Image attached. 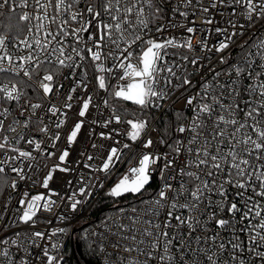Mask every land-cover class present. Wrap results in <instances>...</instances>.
<instances>
[{
  "label": "snow or ice",
  "instance_id": "1",
  "mask_svg": "<svg viewBox=\"0 0 264 264\" xmlns=\"http://www.w3.org/2000/svg\"><path fill=\"white\" fill-rule=\"evenodd\" d=\"M186 2L191 4L192 0ZM197 3H201V0H197ZM219 5H239L244 10L241 13L244 19L250 23L254 19H264V0H209L208 6L201 3V11L210 15V8L216 9ZM145 6L152 9V0H0V16L11 15L19 9L21 12L17 20L20 25H27V34L22 39L15 37V42L11 43L13 48L19 46L21 50L22 54L17 57L8 51L9 37L0 34V73H13L20 78L15 82L9 80L7 83H0V102L18 103L21 116L30 110L24 124L20 125L19 120L16 124L27 127L28 121L37 116L36 110L44 106L41 102L33 103L24 99V88H33L41 101L47 99L63 87L62 80L66 78L64 69H69L73 77H78L74 87L64 97L63 108L69 110L73 107L70 102L76 99L73 93L81 89L85 92L88 90V84L91 82L88 78L89 67L94 69V80L98 88L107 90L111 87V95L117 101L131 102L140 109H145L153 100L159 101L167 96L164 87H171L173 81L162 73L166 72L171 77L180 79L164 59L168 55L167 49L184 47L194 51L193 36H188L182 43L175 38L148 37L145 30L152 21L145 13ZM172 11L176 12L178 8H173ZM161 12L162 9L156 8L154 18L161 19ZM235 12L236 9L233 8V14ZM179 15L185 19L188 17V13L184 11H180ZM192 23L194 25L195 21ZM201 23L211 26L217 22L203 16ZM226 23L232 28L237 27L231 19ZM179 27L185 26L180 24ZM239 27L242 29L245 25ZM166 30L165 25H157L155 28L156 33ZM197 31L194 26L186 27L189 34H195ZM214 31L224 39L214 48H210L207 40L201 37L197 43L202 50L223 52L229 48L237 35H243L242 32H230L228 27L217 26ZM122 44L126 46L121 47ZM139 45L143 47L137 52L134 46ZM258 47L261 49V58L264 59V42ZM182 59L198 66L200 57L189 60L188 56H184ZM220 62L225 61L221 58ZM244 63L251 70L245 73V68L235 66L234 74L237 79L233 80L231 86L219 85V94L210 92L209 85L205 84L203 94L197 93L187 97L186 105L192 106L193 116L184 123L183 115L178 113V122L174 128L178 135L171 143L163 138L159 140L169 152H144L138 158L137 164L132 165L128 173L110 189L108 194L112 197H120L126 193H142L155 168H158L164 181L151 201H142L147 205L145 208L131 210L132 215L127 217L130 224L117 222L118 231L112 235L118 236L119 241L113 247L124 253L137 252L144 257V260L140 261L137 257L128 256L122 264H151L154 259L158 264H185L186 251L195 254L191 264H197L201 255L206 264H220L219 257L224 254L228 257L225 264H264V71L255 72L247 58ZM259 67L264 69V64ZM110 78L117 80L116 85L108 84ZM243 79L254 81L243 89L248 99L241 96L238 81ZM162 82L163 85L158 88ZM181 86H191V80L185 76L181 84L175 85L176 88ZM225 93L230 97L227 102ZM198 97L201 103L195 105ZM92 99L91 95L83 99L79 117L86 115ZM103 103L108 106L109 100L104 99ZM9 111L10 109L5 108L0 115L6 116ZM47 111L53 116L57 113L61 117L67 115L56 105H51ZM113 111L115 112V109ZM40 119L42 121L43 117ZM113 119L117 124L126 122L130 125L131 131L127 135L132 141L140 138L147 128L144 120L124 121L120 115H114ZM109 122H105V127ZM65 123L66 119H59L55 127L59 129ZM81 127L82 121L75 123L67 136L68 145L74 142ZM3 129L4 121L0 120V131ZM7 130L17 133V128L11 125ZM39 131L46 135L49 133L47 126L39 128ZM119 134L117 132V135ZM100 135L102 138H111L106 137L104 133ZM49 138L55 147L60 133L57 132ZM24 139L23 133L20 132L16 143L19 144L20 140ZM26 143L35 144L36 149L41 147L40 143L31 138L27 139ZM154 143L149 138L143 142V148L152 149ZM128 147V144L123 145V148ZM9 150L18 155L9 156ZM0 153L3 154L0 158V174L5 172L4 165H8L13 173L24 180L23 169L15 166V162L20 158L30 159L31 152L11 146L9 137L4 136L0 142ZM48 155L52 156L53 153L49 152ZM68 155L67 150L63 151L59 155V161L64 162ZM121 155L120 148L112 147L100 171L108 173L111 165L119 160ZM88 159L91 160L92 157L89 156ZM56 168H59V165L49 170L42 187L48 188ZM59 170L68 171L67 168ZM169 180L177 181L179 187ZM11 187H16L15 180L12 181ZM230 189L234 190L231 200L228 197ZM79 191L83 194L85 189L82 187ZM43 199L44 196L39 194L27 201L21 199L19 204L23 211L19 217L20 222L34 223L36 209L41 207L38 202ZM237 201L241 203L238 204ZM54 203L55 201L45 202L43 209L51 211ZM78 203L79 201L74 202L72 209H75ZM161 210L165 212L163 220L158 219ZM205 217L207 219H204ZM209 221L214 223L215 230H209ZM173 229L177 235L170 237L169 230ZM184 229L187 230L186 233ZM64 231L56 229L52 234ZM197 232L203 235H196ZM224 232H231L232 238L225 241L222 238ZM137 233L141 237L151 239L146 242L139 239ZM32 236L42 240L45 233L37 231L32 233ZM193 242L206 247L192 248ZM8 243L6 239L0 240L2 245ZM146 243L148 247L141 250L140 245ZM11 244L16 245L17 241L12 240ZM52 248H58V245L53 244ZM158 248L163 251H156ZM173 248L175 253L171 251ZM212 248L216 251L210 255ZM101 250L103 251V248ZM0 257L3 258L0 264H29L24 257H21L19 262L14 261L7 247L0 250ZM42 257L38 258L40 264H61L62 257L49 254L47 248L42 249Z\"/></svg>",
  "mask_w": 264,
  "mask_h": 264
},
{
  "label": "built area",
  "instance_id": "2",
  "mask_svg": "<svg viewBox=\"0 0 264 264\" xmlns=\"http://www.w3.org/2000/svg\"><path fill=\"white\" fill-rule=\"evenodd\" d=\"M18 2V0H17ZM204 6H208L209 0H201ZM201 3H197V0H192L191 4H188L186 0H152V9H148L145 6V13L152 21L149 24V28L146 31L148 37H154L157 39L175 38L178 42H183L185 38L192 35L194 51H189L187 48L178 47L167 49L168 55L164 58L167 64L173 67V70L177 73L180 79L171 77L168 73H162L164 76H168L172 79L173 85L171 87H164V91L168 93L163 99L156 101L153 100L149 107L143 109V111L128 115L126 112L120 110L124 105L128 107H139L126 101H117L111 95V87L107 90H101L98 85L95 84L94 69L89 67V81L87 92L78 90L73 93L74 99L70 103L73 104L72 109L63 108L64 97L74 87L75 80L78 77H73L69 69H64L66 78L62 80L63 87L57 94L51 95L49 98L40 100L39 96L33 88L25 87L24 91L26 96L24 99L31 100V102H41L44 106L41 109L36 110L37 116L32 117L28 121L27 127H21L26 119L30 115L26 112L24 116L19 115V104L16 102H0V112H3L5 108L10 109L9 114L6 116L0 115V120L4 121V129L0 131V142L3 141V137H9V144L13 147H18L22 150L30 151L31 158H20L15 162V166L23 169L24 180H21L15 173L11 171L8 165H4V175L7 178L6 184L0 194V240H8L7 245L0 244V250L7 247L12 253L13 260L19 262L21 257H24L29 264H40L42 257V249L47 248L49 254L57 255L64 250V245L70 241L72 237L71 229L78 226H84L87 228L88 234L97 248L96 260L97 264H122L125 261V257H137L140 261L144 260L142 255L137 252L124 253L123 251L113 247L118 241L119 237L112 235L118 231L116 224L121 223L124 225L130 224L127 219L132 215V209L136 208L141 210L147 205L142 201H151L156 193L162 187L164 181L160 177L158 168L152 173V177L148 185L145 186V190L139 194H125L120 197H112L108 193L110 189L126 174L128 169L137 164L138 158L144 154V152H158L168 153L169 149L159 143V140L163 138L168 143L178 135L175 133L174 128L178 122L177 114L183 115L184 123L193 116L192 106L186 105V98L195 96L197 93H204V85H209L210 92L219 94V85L231 86L233 80H236L234 74V67L240 66L245 68V73L251 70L248 69L244 63L247 58L253 65L254 71L259 73L264 71L259 67L260 64H264V59L261 58V49L258 47L261 42H264V19H254L251 23L244 19L241 14L244 10L239 5H232L231 7L225 5H219L216 9L210 8V15L204 14L201 11ZM160 8L161 19H155V9ZM173 8H178V11L173 12ZM233 8L236 9L233 14ZM180 11L188 13L187 19L179 15ZM21 10L12 13L11 15L5 14L0 16V34H6L9 37L8 51L14 57L21 55L19 46L13 48L11 43H14L15 37L23 38L27 34V25H20L17 16ZM206 16L214 19L217 23L211 26L201 23V17ZM231 19L237 27L232 28L226 22ZM193 21L195 24L193 25ZM175 24L176 27L171 25ZM183 24L185 27H179ZM157 25H165L167 30L163 33H156L155 28ZM239 25H245L244 28H240ZM194 26L198 29L195 34H189L186 32V27ZM228 27L230 32H242L243 35H237L230 43L228 49L223 52H215L202 50L197 41L203 37L207 40L208 46L214 48L218 43L224 39L222 35L217 34L215 27ZM22 29V30H21ZM244 45L242 48L241 46ZM126 45L122 44L121 47ZM143 45L134 46V49L139 52ZM184 56H188L189 60L193 57H200L198 66H194L188 61L183 60ZM221 58L224 59V63H221ZM86 64L90 62H85ZM5 66L6 63H5ZM79 71V70H78ZM217 73L219 75H217ZM119 75V73H117ZM187 76L191 80V86H181L176 88V84H181L182 79ZM20 78L13 73H0V83H7L9 80L18 81ZM26 79V78H25ZM109 85H116V79H109ZM241 88V96L243 99H248V95L243 89L248 83H254L247 79L238 81ZM158 85L157 87H161ZM88 95L93 97L89 110L84 117H79V108L82 105L83 99ZM226 102L230 97L225 93ZM104 99L109 100L108 106L103 103ZM23 103V100L21 101ZM201 103V99L198 97L194 102L195 105ZM160 106L157 107L156 105ZM51 105H56L61 108L66 117H61L59 113L53 116L47 109ZM115 109V112L113 111ZM114 115L122 116L124 121L127 120H144L147 123V128L142 132L140 138L136 141L129 139L127 133L131 131L130 125L125 123L117 124L113 119ZM40 117H43L41 121ZM66 119V123L63 127L57 129L55 123L59 119ZM20 121V125L16 124V121ZM82 121V127L77 134L76 139L71 145L67 143V136L70 134L75 123ZM95 121V123H94ZM110 121L105 127V122ZM17 128V133L8 131V126ZM47 126L49 133L46 135L39 131V128ZM22 132L25 139L20 140L19 144L16 143L18 133ZM60 133V139L56 141V146H52V140L49 136H55ZM117 132L120 133L117 135ZM101 133H104L106 137L102 138ZM33 139L36 143H40V149L35 148V144H27V139ZM151 138L155 143L152 149H144L143 142ZM124 144H128V148H123ZM96 145V147H93ZM112 147H118L121 150L122 155L119 160H116L110 167L108 173L100 171L103 161L106 159L108 152ZM67 150L69 155L65 158L64 162L59 161V155ZM53 153L49 156L48 153ZM9 156L18 155L10 150L7 153ZM0 153V158H2ZM92 159L89 160L88 157ZM31 165V167H29ZM59 165V168H67L68 171L61 172L59 168L53 172V179L49 181L48 188L42 187L44 177L48 174L49 170L54 166ZM88 165V167H85ZM155 167V166H154ZM16 181V187L12 188V181ZM170 183L179 187L177 181L169 180ZM84 188L85 192L80 193V188ZM27 193V196H25ZM55 193V195H53ZM43 195L44 199L38 203L41 207L36 209V216L33 217V222L22 223L19 220L23 209L19 204L21 199L25 201L30 200L34 195ZM234 195V190L230 189L228 197L231 200ZM108 198L111 201L109 207L110 212L103 216L93 213L96 204L102 197ZM216 199V197H214ZM55 201L52 205L51 211H45L43 205L45 202ZM79 201L75 209H72L71 205ZM119 204H116V203ZM237 203H241L237 201ZM264 203V201H262ZM27 205L25 204L24 207ZM123 210V212H121ZM186 215V213H185ZM165 218V212L161 210L159 220ZM225 218H229L225 216ZM239 217H237L238 219ZM204 219H207L205 217ZM175 223V221H173ZM210 231L215 230L214 223L209 221ZM146 227V225L144 226ZM56 229H64V232H56L53 235V231ZM45 233V238L40 239L32 236L34 232ZM185 233L187 232L184 229ZM19 233V235H17ZM170 237L176 236L175 230H169ZM196 235H203L201 232H197ZM139 239H144L146 242L151 238L141 237L137 233ZM222 238L227 241L232 238L231 232H224ZM12 240H16L17 244H11ZM121 243H124L121 241ZM175 243V241H174ZM53 244H57L58 248H52ZM65 245V246H66ZM148 245H140L141 250H145ZM206 247L205 245H197L195 242L192 244V248ZM65 248V247H64ZM103 248V251L101 250ZM156 251L162 252V248H158ZM175 253V248L171 249ZM216 249L212 248L209 254L215 253ZM185 264H191L195 257V254L186 251ZM247 255V254H246ZM178 258V257H174ZM3 258L0 257V260ZM228 257L224 254L219 257L220 264H225ZM151 264H158L157 260H152ZM163 264V262H159ZM197 264H206L205 259L201 255L198 258ZM259 264V262H258Z\"/></svg>",
  "mask_w": 264,
  "mask_h": 264
},
{
  "label": "trees",
  "instance_id": "3",
  "mask_svg": "<svg viewBox=\"0 0 264 264\" xmlns=\"http://www.w3.org/2000/svg\"><path fill=\"white\" fill-rule=\"evenodd\" d=\"M121 111L126 112L128 115H132L143 111L140 107H128L124 105L120 108ZM7 178L0 174V194L6 184ZM111 201L106 197H102L96 204L93 213L103 216L110 212L109 207ZM72 237L65 246L64 250L59 254L62 257L61 264H97L96 251L97 248L91 240L87 228L84 226H78L71 229Z\"/></svg>",
  "mask_w": 264,
  "mask_h": 264
},
{
  "label": "rangeland",
  "instance_id": "4",
  "mask_svg": "<svg viewBox=\"0 0 264 264\" xmlns=\"http://www.w3.org/2000/svg\"><path fill=\"white\" fill-rule=\"evenodd\" d=\"M126 194H128V193H126ZM124 195H125V194H124ZM116 204H119V203L117 202Z\"/></svg>",
  "mask_w": 264,
  "mask_h": 264
},
{
  "label": "water",
  "instance_id": "5",
  "mask_svg": "<svg viewBox=\"0 0 264 264\" xmlns=\"http://www.w3.org/2000/svg\"><path fill=\"white\" fill-rule=\"evenodd\" d=\"M66 245V244H65ZM65 245H64V247H65ZM64 247H63V249H64Z\"/></svg>",
  "mask_w": 264,
  "mask_h": 264
}]
</instances>
